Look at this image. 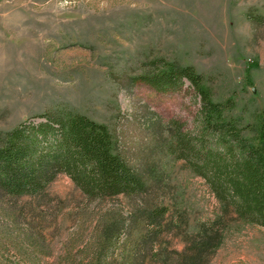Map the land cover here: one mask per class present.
<instances>
[{"label":"rangeland","instance_id":"374dc122","mask_svg":"<svg viewBox=\"0 0 264 264\" xmlns=\"http://www.w3.org/2000/svg\"><path fill=\"white\" fill-rule=\"evenodd\" d=\"M163 61L193 66L215 102L231 101V114L253 123L264 108V0H0V132L68 109L106 125L149 182L144 197L91 202L60 174L38 224L47 246L41 264H97L108 210L127 226L100 264H126L145 232L141 264H186L210 222L222 244L203 264H264V228L225 213L168 151L172 122L193 131L200 101L189 82L164 94L135 81ZM143 207L167 208L160 227L142 222ZM9 250L0 264H29Z\"/></svg>","mask_w":264,"mask_h":264},{"label":"trees","instance_id":"16d2710c","mask_svg":"<svg viewBox=\"0 0 264 264\" xmlns=\"http://www.w3.org/2000/svg\"><path fill=\"white\" fill-rule=\"evenodd\" d=\"M162 63L135 81L164 94L180 91L189 82L200 101L193 131L184 130L180 121L172 122L169 153L206 182L225 213L264 228V108L253 123L245 124L242 116L231 114V101H214L212 89L193 66ZM247 131L253 138L245 136ZM60 174L91 202L134 199L149 191L145 172L117 148L106 125L68 109H50L39 122L24 121L0 132V251L12 249L29 264L42 263L47 246L38 224L45 221L40 215L51 203L46 202L48 189ZM140 210L142 222L153 227H160L168 213L165 207ZM111 211L105 214V230L94 246L97 264L127 226L125 220L114 222ZM203 227L186 264H203L222 244L211 222ZM150 237L145 232L132 241L130 256L123 257L126 264H141L140 252Z\"/></svg>","mask_w":264,"mask_h":264}]
</instances>
